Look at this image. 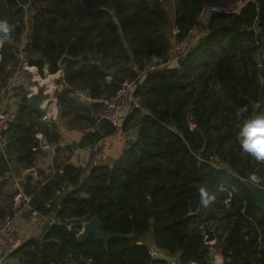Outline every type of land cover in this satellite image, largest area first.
Here are the masks:
<instances>
[{"label":"trees","instance_id":"1","mask_svg":"<svg viewBox=\"0 0 264 264\" xmlns=\"http://www.w3.org/2000/svg\"><path fill=\"white\" fill-rule=\"evenodd\" d=\"M166 1L0 0V20L14 27L9 36L0 35L5 40L0 66L18 56L22 6L30 4L23 58L39 69L49 62L51 72L61 65L66 84L88 89L93 99L110 96L119 83L114 78L106 82V76L130 80L149 55L166 57L171 26L184 38L204 2ZM75 18L85 25L78 38L72 34ZM179 63L135 79L134 95L144 110L135 109L122 130L138 126L139 137L129 140L111 166H65L63 175L47 177L36 190V208L50 213L58 201L56 216L65 224L54 223L42 237L22 242L9 264H171L153 260L152 250L177 264H215L216 253L224 264H264V215L241 180H250L246 170L252 161L263 177L264 162L241 150L236 115L242 107L247 109L244 116L264 111V0L248 3L238 14L211 15L207 34ZM211 82L219 86L214 92ZM22 101L5 150L18 154L17 162L29 168L36 160L32 147L39 129L28 98ZM100 109V102L71 96L60 102L59 118L84 123L85 129L95 123ZM55 126L42 128L49 142L58 137ZM100 129L104 134L115 131L102 121L88 133L86 145L99 137ZM10 164L0 151V191ZM65 176L74 188L59 195ZM81 188L86 197L78 192ZM202 190L211 197L207 206L201 204ZM226 198L229 208L223 204ZM47 201L51 207L45 206ZM197 210L208 224L225 222L213 242L205 240L192 214ZM94 214L105 232L132 237H116L104 246L90 234L78 242L80 223Z\"/></svg>","mask_w":264,"mask_h":264},{"label":"built area","instance_id":"2","mask_svg":"<svg viewBox=\"0 0 264 264\" xmlns=\"http://www.w3.org/2000/svg\"><path fill=\"white\" fill-rule=\"evenodd\" d=\"M255 0H204L202 6L199 10L198 16L194 25L188 30L187 35L184 38H178L177 27H172L170 48L168 55L166 57L157 56L154 54L149 55L148 58L142 60L143 67L138 69L137 76L135 78H131L130 80L124 79L122 83H119V87L115 90V92L106 97H102L101 99H93L88 94V89H72L70 86L66 84L63 80V68L59 65L58 69H56L53 73L46 72L40 82L38 83L42 86V95H44L45 102L55 104L57 103V94L55 93L56 89H69L72 92V96L79 97L83 101L87 103L100 102L101 109L95 116V123L87 128V134L93 133L96 131V125L102 121H107L112 124L115 128V131L122 130L123 121L131 115V113L135 109H142L141 104L137 97L134 95V82L135 79L141 75L158 71V70H166L171 66H179L180 60L187 56V54L198 44V41L207 34V26L208 19L211 15L221 13V14H238L240 13L248 3L254 2ZM30 4H24L22 6L23 13L21 16L20 22L24 25L23 32L18 41L17 53L18 57L21 61L22 69L30 72L32 74L31 79H33V70L36 69L34 66L30 65L27 62L26 58H23V50L28 40V34L30 30V19L27 16V11L30 10ZM1 57V55H0ZM56 77L60 80V82H54L52 88H48L47 83L45 82L48 78ZM55 78V79H56ZM113 79L112 76H106V82H110ZM31 94L29 91L26 94L28 98ZM56 109L55 113L48 114L45 111L44 116L40 117L39 120H42L43 123H49L56 118ZM17 112L16 110L9 107V101L7 97L0 98V151L3 153L5 149V143L7 142V133L9 131L10 126L16 121ZM193 125L192 122H190ZM49 127V126H48ZM89 133V134H90ZM35 145L32 147L33 151H37L39 149H50L54 148L51 143L45 140V133L41 130H38L35 134ZM91 145V144H90ZM63 147V146H61ZM76 149H80L81 145L75 146ZM77 152L75 151L70 157L67 159H63L60 162L56 160H51L48 166L49 177L54 174L63 175L65 166L70 163ZM33 168V171L29 174L31 177V181L33 187H35V191L27 192L19 185L16 186V190L13 193L10 201V206L8 210L4 212V214L0 217V264H9L12 261V254L17 249V247L29 239L27 234L18 228L16 225V218L23 211L29 209L32 205V200L34 198V194L36 190L44 184V182L48 179L47 177L44 180H40L39 170L36 167ZM64 190H66V185L63 184L61 189L57 192V194H61ZM223 204L226 208L230 206V200L228 198L223 200ZM46 207H51L52 204L50 201L45 203ZM60 208V204L56 201L54 204V208L50 213L55 214V219L52 220V224L56 223L58 217L56 216V209ZM38 212H34L32 209L31 220L36 221V217ZM43 218V217H42ZM39 218L38 220H42ZM82 223L80 225L82 226ZM70 224V223H69ZM74 225V224H73ZM68 228L71 225H67ZM81 230V227L78 229V232ZM214 241V240H213ZM156 250H152V253Z\"/></svg>","mask_w":264,"mask_h":264},{"label":"crops","instance_id":"3","mask_svg":"<svg viewBox=\"0 0 264 264\" xmlns=\"http://www.w3.org/2000/svg\"><path fill=\"white\" fill-rule=\"evenodd\" d=\"M5 42V40L0 39V63L2 62V45ZM23 54V52H22ZM34 66L36 69H32L33 79H31L32 74L30 72H27L26 70L22 69L20 58L17 56L13 60H7L5 61L2 66H0V98L1 97H7L9 101V107L16 110L18 112V109L20 105L23 103V97H26V94L31 91L36 97H38L40 94L42 95V86L39 85L38 80L41 82L42 77L46 75V72L53 73L49 71V62H45L41 69H39L36 65L30 64ZM56 78V77H55ZM54 77L50 76L48 80L45 82L48 85V88H52L54 85V82H60L59 79H55ZM63 89L59 90L56 89L55 93L58 94ZM72 96L71 91H67V96L64 98H68ZM43 95V99H44ZM41 106L46 109V112L48 114H53L56 111V118L53 119L49 125L47 123H43L41 125L39 123L40 116L37 114L35 110H33L32 106L29 103V99L27 104L29 105L28 110H32V117L34 122H36V125L34 127L36 129L43 131V127H53L56 124V131L58 134V137L55 139V141H48L46 136L45 140L52 144L54 148L50 149H39L36 152V160L34 161L33 166L36 167L39 170V177L40 180H44L46 177L49 176L48 166L51 160H56L57 162L62 161L63 159H67L70 157L75 151L77 152L73 158V160L66 165L67 166H74L81 170L87 169L89 170L94 165H109L111 166L115 159L119 156V154L129 145V140H132L129 136V131H114L113 133L104 134L103 130L100 129L98 132L99 137L91 144L86 145V141L90 136L87 134V128L84 129L82 124L84 123H67L64 119L59 118V106L60 102L57 101L55 104H49L43 101ZM63 99V100H64ZM83 101V100H82ZM98 130V129H97ZM13 133V132H8ZM14 134V133H13ZM13 136V135H12ZM11 136V137H12ZM83 142V143H82ZM81 145L80 149H76L75 146ZM63 146V147H61ZM2 153V152H1ZM4 157L8 158L10 160L14 161V164H10L13 168L10 169V171L6 174L8 177V182L0 191V204L2 198H10L13 195V193L16 190V186L19 185L24 190L28 192V190L33 187L31 177L29 174H25L24 171L28 168H24L23 164H20L16 160V156L18 154H15L11 150H5L2 153ZM29 167V168H31ZM83 175V173H80V177ZM29 176V177H28ZM78 179V180H79ZM66 189L72 190L74 188V185H72L68 181V177L65 176ZM78 192L83 195L87 196L88 193L85 191V189L81 188L78 190ZM10 206V204L8 205ZM7 206V207H8ZM7 207H2L0 205V217L4 214L6 210H8ZM7 208V209H6ZM34 212H38L37 217L35 218L36 221L33 219H27L23 217V212L20 213V215L16 218V225L19 229L23 230L29 238L31 237H40L42 235V229H43V222L48 218L50 213H42L37 208L36 205L32 203L31 207ZM52 211V209H51ZM50 211V212H51ZM43 217V218H42ZM39 218H42V220H38ZM74 222L68 224L73 225ZM213 242V241H212ZM216 257H220L219 253L215 254V260ZM14 260H12L13 262ZM15 262V261H14ZM171 264H177L175 261H172Z\"/></svg>","mask_w":264,"mask_h":264},{"label":"water","instance_id":"4","mask_svg":"<svg viewBox=\"0 0 264 264\" xmlns=\"http://www.w3.org/2000/svg\"><path fill=\"white\" fill-rule=\"evenodd\" d=\"M84 26L85 25L80 23L77 18L74 19L73 28H72V34H73L74 38L79 37L80 29ZM0 39L4 40L3 38H0ZM113 78L118 83H122L124 81L123 77L113 76ZM66 96H67V90L63 89L60 93L57 94V101L58 102L62 101ZM28 99H29V103L32 106L33 110H35L40 117L44 116L46 109L41 106V103H42L41 101L43 99V95L40 94L38 97H36L34 94H31L28 97ZM242 99L244 101H247L248 103L250 102L248 99H246L244 97H242ZM193 102L196 103L195 99ZM39 123L41 125H43L42 120H39ZM43 131H45V128L43 129ZM12 135H13V133H7V138H10ZM129 136L131 139H138L139 127L138 126L132 127L129 130ZM5 145H6V143H5ZM11 164H14L13 160H11ZM32 171H33V168H28L24 171V173L30 174ZM241 180L245 184L247 189L249 190V192L252 196V199L255 202V206L258 209H260L264 215V183H262L260 185H254L250 182V180H247L245 178H241ZM69 190L70 189H66L61 194L64 195L67 192H69ZM31 213H32V208H29V209L25 210L22 215H23V217H25L27 219H31ZM192 214L196 216L197 224L201 225V227L203 228V231H204L203 234H204L205 240L207 242H212L215 239V235H214V231H212L210 229L206 218L204 216H201L200 212L198 210L193 212ZM54 219H55V214L50 213L48 218L43 222V229L41 231L42 232L41 237L45 234L47 229L50 228V226L52 225V220H54ZM56 223L60 224V225L65 224V222H63L61 220H57ZM90 234L93 235L95 238L101 240L102 243L104 244V246H107L108 241L110 239H113L116 237H120V238H131L132 237L131 234L105 232L101 228V220L99 219V217L96 214L92 215L88 220H86L82 223L81 230L76 235V240L78 242H80L83 238L87 237ZM137 242L141 243L140 241H137ZM151 256H152L153 260L154 259H161V260L167 261L169 263H171L173 260V258L170 257L169 255L161 253V252H157V251H154ZM177 257L178 256H175L174 258L176 259Z\"/></svg>","mask_w":264,"mask_h":264},{"label":"clouds","instance_id":"5","mask_svg":"<svg viewBox=\"0 0 264 264\" xmlns=\"http://www.w3.org/2000/svg\"><path fill=\"white\" fill-rule=\"evenodd\" d=\"M14 27L7 20H0V35L9 36ZM246 108H241L236 113L240 124L237 130V141L241 150L257 161L264 162V111L249 113L244 116ZM250 182L254 185L264 183V177L258 174L250 175ZM211 197L202 190L201 204L207 206ZM215 264H224L221 257H216Z\"/></svg>","mask_w":264,"mask_h":264},{"label":"rangeland","instance_id":"6","mask_svg":"<svg viewBox=\"0 0 264 264\" xmlns=\"http://www.w3.org/2000/svg\"><path fill=\"white\" fill-rule=\"evenodd\" d=\"M166 4H168L169 2H167L165 0ZM36 6H38V4H35ZM26 11H27V16L29 17V19L31 18V14H32V10H28V8H26ZM170 11V10H169ZM172 27L173 25L171 26L170 30L168 31V38H169V42L172 40L171 38V31H172ZM211 89H212V92H214V90H217L219 88L218 84L214 83V82H211V85H210ZM252 166L251 168L247 169L246 170V174L250 177L251 174L255 173L257 174L258 172V169H259V165L256 163V161H252ZM264 177V176H263ZM10 204V198H2L1 199V206L2 207H7L8 205ZM9 207V206H8ZM7 207V208H8ZM6 208V209H7ZM224 223L223 221H217V222H212V223H209V227L212 231H214V235L217 236V234H220L222 232V228H224ZM157 251V250H156ZM157 252H161L163 253L162 251H157ZM165 254V253H164ZM173 261V260H172Z\"/></svg>","mask_w":264,"mask_h":264}]
</instances>
